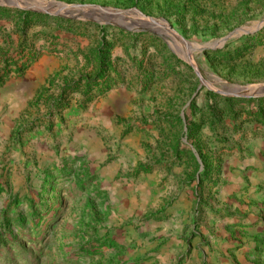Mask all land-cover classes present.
I'll return each mask as SVG.
<instances>
[{
  "label": "rangeland",
  "instance_id": "374dc122",
  "mask_svg": "<svg viewBox=\"0 0 264 264\" xmlns=\"http://www.w3.org/2000/svg\"><path fill=\"white\" fill-rule=\"evenodd\" d=\"M44 1L0 0V264H264V27L190 47L264 0Z\"/></svg>",
  "mask_w": 264,
  "mask_h": 264
},
{
  "label": "water",
  "instance_id": "95a60500",
  "mask_svg": "<svg viewBox=\"0 0 264 264\" xmlns=\"http://www.w3.org/2000/svg\"><path fill=\"white\" fill-rule=\"evenodd\" d=\"M27 1H39V2H42L43 4H47V5H53V4H60V3H57V2H47V1H44V0H27ZM61 7L63 8H74V6H67L65 4H60ZM104 11L108 12L109 14H116V15H121V16H124V15H127V14H130V13H135V14H138L142 17L143 14L140 13L139 11L137 10H134V11H122V10H118V9H111V8H106ZM150 19V18H149ZM153 23H157L159 22L158 20L156 19H150ZM264 27V21L261 22L260 24H258L255 28L253 29H250V30H246V31H243V30H237L235 32H232L231 34H229L226 38L224 39H221L217 42H213V43H208V44H203V45H200V44H192L190 45L191 49H194L195 51H203V50H217L221 47L224 46V44L229 40V39H232V38H235L241 34H244V33H256L257 31H259L260 29H262ZM253 89L255 90H264V86H257V87H254V88H246L245 90H247V92H251Z\"/></svg>",
  "mask_w": 264,
  "mask_h": 264
},
{
  "label": "bare ground",
  "instance_id": "6f19581e",
  "mask_svg": "<svg viewBox=\"0 0 264 264\" xmlns=\"http://www.w3.org/2000/svg\"><path fill=\"white\" fill-rule=\"evenodd\" d=\"M38 3H42V2L37 1L36 4H38ZM42 4H43V3H42ZM47 6H48V5H47Z\"/></svg>",
  "mask_w": 264,
  "mask_h": 264
}]
</instances>
